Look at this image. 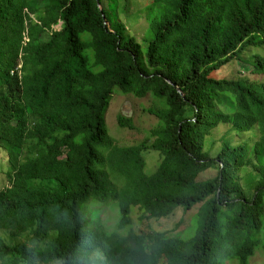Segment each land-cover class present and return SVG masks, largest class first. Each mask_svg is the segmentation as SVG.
<instances>
[{"label": "trees", "instance_id": "1", "mask_svg": "<svg viewBox=\"0 0 264 264\" xmlns=\"http://www.w3.org/2000/svg\"><path fill=\"white\" fill-rule=\"evenodd\" d=\"M139 18L142 37L126 25ZM261 47L264 0H0V264H251L264 250V58L242 54ZM233 61L258 79L214 78ZM117 89L163 104L147 110L152 144L109 135ZM149 150L162 158L151 173ZM91 205L116 206L117 231L91 227ZM134 207L197 209L195 226L137 232Z\"/></svg>", "mask_w": 264, "mask_h": 264}, {"label": "rangeland", "instance_id": "2", "mask_svg": "<svg viewBox=\"0 0 264 264\" xmlns=\"http://www.w3.org/2000/svg\"><path fill=\"white\" fill-rule=\"evenodd\" d=\"M137 2L145 3V0H136ZM137 22L134 24H126L129 31L142 37L147 30L148 23L145 18L135 19ZM264 58V48H250L242 54L243 59L254 58L255 56ZM214 78L218 79H258L257 76L251 74V70H248L245 64L241 61H233L224 68L213 73ZM162 103L155 98L148 96L143 99H138L132 95H125L119 89L114 94L110 110L106 115V124L109 135L120 146H135L143 142L149 141L150 144L154 142L152 132L160 127V121L148 113L147 110L153 107H161ZM122 115L133 120L135 125L134 130L122 128L118 124V117ZM228 127H222L214 136V140H220L224 134L228 131ZM248 142H255L253 134H244L241 137ZM101 153V149L99 150ZM146 160V170L151 173L157 170L159 163L161 162V155L154 150H149L144 153ZM11 166L9 162V156L6 152H0V189L10 185V172ZM213 175V170H210L204 174V177ZM90 211L97 212V217H94L92 212L88 214L90 219V225L93 228H105L111 232L117 231L119 221V209L113 205H91ZM197 209L191 211H185L184 209H178L174 215L168 218L161 219H148L143 215V212L134 207L132 209L133 222L131 229L137 232L142 231H164L169 235H187L188 230L193 225L192 219ZM263 244V243H262ZM229 264H238L237 262H229ZM251 264H264V250L260 249L257 254L252 257Z\"/></svg>", "mask_w": 264, "mask_h": 264}, {"label": "water", "instance_id": "3", "mask_svg": "<svg viewBox=\"0 0 264 264\" xmlns=\"http://www.w3.org/2000/svg\"><path fill=\"white\" fill-rule=\"evenodd\" d=\"M169 83H170V84H172V82H171V81H169ZM178 92H179L180 94H182V95H183V93H182V91H181V90H178Z\"/></svg>", "mask_w": 264, "mask_h": 264}]
</instances>
